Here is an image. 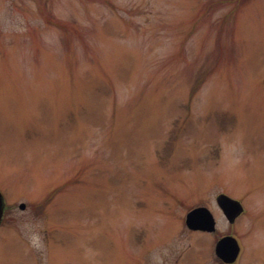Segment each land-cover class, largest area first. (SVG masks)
Wrapping results in <instances>:
<instances>
[{"label": "rangeland", "instance_id": "374dc122", "mask_svg": "<svg viewBox=\"0 0 264 264\" xmlns=\"http://www.w3.org/2000/svg\"><path fill=\"white\" fill-rule=\"evenodd\" d=\"M0 191V264L264 247V0H0Z\"/></svg>", "mask_w": 264, "mask_h": 264}, {"label": "flooded vegetation", "instance_id": "af4514ba", "mask_svg": "<svg viewBox=\"0 0 264 264\" xmlns=\"http://www.w3.org/2000/svg\"><path fill=\"white\" fill-rule=\"evenodd\" d=\"M1 197L3 203H2V212L0 215V227L3 220L2 218H4L3 214L6 211L4 197L2 193H1ZM237 217H235L234 220L232 221H228L227 219L226 220L228 221V224H234L236 222ZM216 223L217 221L215 220V226ZM188 231L202 233V234L205 233L211 234V233H215L217 229L215 228V230L213 231H204V230H193L188 228ZM224 235L234 236L238 242V248H215V245L214 248H187L179 252L173 259H170L169 257L168 260L163 261V264H264V247L261 246L248 247L247 245L242 244L239 238L234 235V233H223L222 235H220V237ZM0 243H1V239H0ZM150 249L151 248H146V250L142 251L143 260L145 261L147 260ZM230 249L232 252L231 255L229 254Z\"/></svg>", "mask_w": 264, "mask_h": 264}, {"label": "water", "instance_id": "95a60500", "mask_svg": "<svg viewBox=\"0 0 264 264\" xmlns=\"http://www.w3.org/2000/svg\"><path fill=\"white\" fill-rule=\"evenodd\" d=\"M216 202L229 221H232L235 216H237L242 211V205L240 202L224 193H220L216 196ZM19 207L23 208L24 203H20ZM1 208L2 198L0 194V212ZM184 221L186 226L191 229L207 231H212L215 229L214 217L211 211L204 205L195 206L187 211ZM215 248H238V243L234 237L226 235L216 242ZM231 253L232 252L230 249L229 254L231 255Z\"/></svg>", "mask_w": 264, "mask_h": 264}]
</instances>
